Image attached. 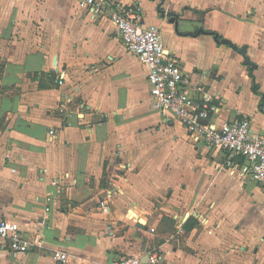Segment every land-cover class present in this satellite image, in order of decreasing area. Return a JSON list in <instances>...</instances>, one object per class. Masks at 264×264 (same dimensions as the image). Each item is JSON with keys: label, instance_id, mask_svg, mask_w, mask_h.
<instances>
[{"label": "crops", "instance_id": "crops-1", "mask_svg": "<svg viewBox=\"0 0 264 264\" xmlns=\"http://www.w3.org/2000/svg\"><path fill=\"white\" fill-rule=\"evenodd\" d=\"M114 1L160 27L181 88L215 98L213 122L245 118L264 134V0ZM207 31L247 45L254 65ZM229 160L154 107L109 13L0 0V219L44 241L14 255L0 238V264H102L156 247L162 264H264V188Z\"/></svg>", "mask_w": 264, "mask_h": 264}, {"label": "built area", "instance_id": "built-area-1", "mask_svg": "<svg viewBox=\"0 0 264 264\" xmlns=\"http://www.w3.org/2000/svg\"><path fill=\"white\" fill-rule=\"evenodd\" d=\"M82 3L94 15L109 13L126 50L136 54L146 66L154 107L180 119L194 141H204L210 147L227 151L230 172L251 176L264 188V134L254 133L250 121L245 118L219 124L213 122L212 113L219 110L215 98L205 94L195 99L181 88L182 67L166 54L160 27L144 26L137 9L121 7L114 0H82ZM60 77L62 83L64 75ZM239 158H244L245 162L237 160ZM103 209L107 211L108 206L103 205ZM0 238L3 246L14 255L44 244L41 237L22 234L19 224L5 218L0 219ZM146 255V263L142 255L135 254L102 264H162L165 256L161 247L149 250ZM54 256L62 263L69 258L62 250H55Z\"/></svg>", "mask_w": 264, "mask_h": 264}, {"label": "water", "instance_id": "water-1", "mask_svg": "<svg viewBox=\"0 0 264 264\" xmlns=\"http://www.w3.org/2000/svg\"><path fill=\"white\" fill-rule=\"evenodd\" d=\"M223 41L225 43L229 44L234 49L238 50L243 55L245 64L254 65V62L251 60V58L247 54V45H243V46L239 47L237 44H234L232 41H230L228 39H223ZM142 261L144 263L147 262V255H145V258H142Z\"/></svg>", "mask_w": 264, "mask_h": 264}, {"label": "trees", "instance_id": "trees-1", "mask_svg": "<svg viewBox=\"0 0 264 264\" xmlns=\"http://www.w3.org/2000/svg\"><path fill=\"white\" fill-rule=\"evenodd\" d=\"M206 32V31H205ZM207 33H211V34H214V35H216L217 37H218V39L219 40H222L223 38H222V36L218 33V32H216V31H207ZM252 67H250V74H251V76L254 78V76H253V74H252ZM254 89L256 90V91H258V86H257V84H254ZM262 104H264L263 102H262Z\"/></svg>", "mask_w": 264, "mask_h": 264}]
</instances>
